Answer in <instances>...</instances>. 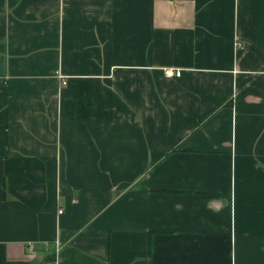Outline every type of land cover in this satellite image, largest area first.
<instances>
[{
  "label": "crops",
  "instance_id": "0c3cea01",
  "mask_svg": "<svg viewBox=\"0 0 264 264\" xmlns=\"http://www.w3.org/2000/svg\"><path fill=\"white\" fill-rule=\"evenodd\" d=\"M0 264H264V0H0Z\"/></svg>",
  "mask_w": 264,
  "mask_h": 264
},
{
  "label": "built area",
  "instance_id": "2783aa9c",
  "mask_svg": "<svg viewBox=\"0 0 264 264\" xmlns=\"http://www.w3.org/2000/svg\"><path fill=\"white\" fill-rule=\"evenodd\" d=\"M164 74L165 76L167 77H171V76H180L181 74V70L180 69H175V68H172V67H167L164 69Z\"/></svg>",
  "mask_w": 264,
  "mask_h": 264
}]
</instances>
